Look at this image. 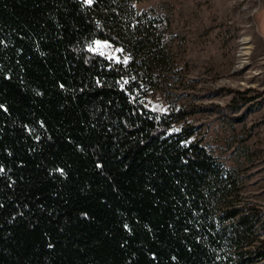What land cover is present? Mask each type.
<instances>
[{"label": "trees", "instance_id": "obj_1", "mask_svg": "<svg viewBox=\"0 0 264 264\" xmlns=\"http://www.w3.org/2000/svg\"><path fill=\"white\" fill-rule=\"evenodd\" d=\"M143 1L0 0V264H264L245 177L146 104L177 78Z\"/></svg>", "mask_w": 264, "mask_h": 264}, {"label": "rangeland", "instance_id": "obj_2", "mask_svg": "<svg viewBox=\"0 0 264 264\" xmlns=\"http://www.w3.org/2000/svg\"><path fill=\"white\" fill-rule=\"evenodd\" d=\"M136 7L163 18L176 66L177 80L147 106L189 110L187 123L199 127L203 143L245 177V200L264 208V0H145ZM92 50L126 59L107 41Z\"/></svg>", "mask_w": 264, "mask_h": 264}, {"label": "snow or ice", "instance_id": "obj_3", "mask_svg": "<svg viewBox=\"0 0 264 264\" xmlns=\"http://www.w3.org/2000/svg\"><path fill=\"white\" fill-rule=\"evenodd\" d=\"M92 2H93V0H86V3H88V4H91ZM0 171H2V169H0Z\"/></svg>", "mask_w": 264, "mask_h": 264}, {"label": "crops", "instance_id": "obj_4", "mask_svg": "<svg viewBox=\"0 0 264 264\" xmlns=\"http://www.w3.org/2000/svg\"><path fill=\"white\" fill-rule=\"evenodd\" d=\"M260 24H262V22Z\"/></svg>", "mask_w": 264, "mask_h": 264}]
</instances>
